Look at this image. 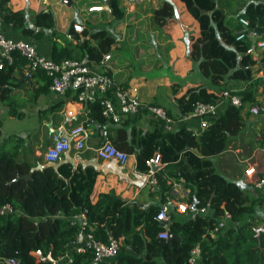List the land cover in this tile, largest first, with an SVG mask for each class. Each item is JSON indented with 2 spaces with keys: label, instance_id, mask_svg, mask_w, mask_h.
<instances>
[{
  "label": "trees",
  "instance_id": "obj_1",
  "mask_svg": "<svg viewBox=\"0 0 264 264\" xmlns=\"http://www.w3.org/2000/svg\"><path fill=\"white\" fill-rule=\"evenodd\" d=\"M72 1V5L88 8L86 26L78 33L73 29L76 20H72L69 33L75 42L56 32L65 41L53 40L52 59L86 57L113 78V88L130 77L131 68L145 70L163 64L156 46L150 42V32L143 28L140 10H127L122 0H109L110 16L99 0ZM179 1L199 26L197 37L190 43L186 40V56L198 61L200 71L213 85L203 82L174 84L173 97L178 114L187 115L197 101L215 102L232 78L245 81L251 78L250 66L257 60L252 53L246 52L250 42L235 39V34L240 27L238 17L243 16L251 27L261 31L258 38L264 39V0ZM72 5H64L67 13ZM177 9L172 0H163L154 9L153 21L163 25L169 18L179 15ZM0 10L4 21L23 27L25 32L32 31L24 26L26 15L22 8L0 6ZM94 10L101 15H95ZM230 12L237 16H229ZM32 19L40 27H50L54 23L51 10L32 11ZM101 21L104 26L89 27ZM221 38L231 45L224 44ZM125 52L131 53V57ZM261 60L264 61V55ZM17 63L28 65L27 59L14 51L12 60L3 58L0 67V101L8 104L16 101L8 84L18 83L13 76ZM29 72L36 78L34 96L50 86L52 76L49 73L43 69ZM218 84L222 89H218ZM236 92L241 96V105H226L199 133L195 134L185 124L175 130H166L162 120L152 118L155 127L137 137L141 141L139 145L132 136L129 140L121 137L127 132L123 127L125 122L137 115H127L113 122L101 113L98 100L84 103L88 114L86 124L91 120L92 125L111 123L114 136L108 139L128 153L135 152L138 170L148 171V161L153 151L158 150V161L164 166L154 171V176L161 188V200L166 194H173V184L167 182L168 177L173 176L189 187L186 201L191 206H206L204 212L194 217L188 208L182 218L169 209V230L179 236L171 239L157 235L163 228L154 217L158 210L148 225H140L139 203L133 198L126 199L116 186H101L100 170L92 165L74 166L69 161L45 164L33 168L28 181L14 179L17 173H26L31 166L15 160L22 137L15 133L3 136L0 140V205L10 203L13 210L0 214V264L4 257H16V264H52L57 255L67 252L75 239L79 225L72 223L69 217L82 208H87L86 231L101 240L121 238L117 254L99 264H264V192L250 198L235 181L216 171L212 161L213 155L233 142L232 136L242 124L243 106L254 100L250 89ZM166 111L171 115L169 109ZM8 112L17 113L13 106ZM194 147L201 151L200 155ZM222 217L230 221L224 228L219 224ZM215 227L217 233L212 235ZM196 244H200V254L196 262L190 263L188 258ZM34 250H40L44 259L37 260ZM92 255L90 248L73 252L72 264H91Z\"/></svg>",
  "mask_w": 264,
  "mask_h": 264
},
{
  "label": "crops",
  "instance_id": "obj_2",
  "mask_svg": "<svg viewBox=\"0 0 264 264\" xmlns=\"http://www.w3.org/2000/svg\"><path fill=\"white\" fill-rule=\"evenodd\" d=\"M162 1L139 0L135 1L134 4L130 3V6L125 5L127 10H131L134 6L144 9V11L140 9L142 15L146 17L144 30L150 32V42L156 46L157 53L163 59V64L157 68L145 70L131 68L130 77L119 84V86L128 89L132 93H136L144 100L169 109L171 111L170 116L174 119L173 125L175 129L181 124H185L187 128H192L196 134L203 130L207 123L212 121L225 106H219V111L215 114H207L201 117H185L178 114L173 97L174 84L203 82L209 86L213 85L200 71L198 61L186 56V40H189V43L192 42L199 32L197 22L187 14L185 7L178 0H172L179 12V15L174 17L175 24L168 20L163 25H156L152 15L154 9ZM62 3L71 6L73 1L71 4H68L64 0H0V6L11 9L22 8L26 15L24 26L32 30L31 32H25L23 27H15L10 22L2 19V31L8 37L33 42L40 53L50 56L53 40L57 39L62 43L65 41L56 32L62 33L63 36L74 42L76 40L72 35L68 37L72 21L66 19L69 13L66 12L65 6ZM39 9H43L44 11L51 10L54 17L52 26L40 27L33 22L32 11ZM82 10L80 9L77 12L76 22H81L84 27L86 26L84 18L87 15L83 14ZM1 12L0 10V15H2ZM231 15L233 17L237 16L235 12H230L229 16ZM181 23L185 26H182ZM95 26H104V23L102 21L98 22L90 28H94ZM222 42L228 46L231 45L224 39H222ZM263 55L264 47H258L253 53L257 61L250 66V79L245 81L243 79L232 78L231 81H228L227 87L232 88L234 91L252 90L254 100L244 104L242 109V124L232 136L233 142L228 145L227 149L212 156L214 169L228 179L235 181L250 198L258 197L264 192V183L260 186L258 185L260 179L264 180V150L261 148V140L264 138V61L261 60ZM1 62L2 56L0 54ZM91 63L95 68L100 69L99 65L94 62ZM13 76L17 78L18 83L15 85L8 84V86L16 101L11 104L0 101V104L6 106V109H2L0 116L6 113L10 119L15 118L16 122H23V119L28 116L34 119L35 122L32 127L20 124L19 129L12 131L3 129V124H1L2 134L0 140L3 136L10 133H15L22 137L15 155L16 161L27 162L31 166L30 170L32 171L33 168L38 166L45 164L56 165L63 161H69L74 166L77 164H81L82 166L92 165L100 170L99 181L101 186L106 184L116 186L126 199L133 198L139 203L141 210L138 217L141 221L140 225L143 227L151 222L153 214L163 203H166L169 209L177 212V217H184L186 210L177 208L175 203L176 201L187 202L188 186H184L175 177L169 176L167 182H172L173 194H166L165 199L161 200V188L153 181L154 172L151 171L150 161V169L148 171H141L135 165V152H129V157L124 164L112 158H99L95 154L94 147L97 144L102 142L103 139H110V136H114L111 123L106 122L102 125H92L91 120L86 124L88 114L84 109V103L77 101L70 92L60 94L53 91L49 86L45 91L34 96L32 91L36 78L30 75L27 63H17L13 69ZM216 86L219 90L222 89L219 84ZM254 105L258 106L257 113H253L250 110ZM11 106L16 108V114L8 112ZM152 118L147 113H141L137 117L129 119L123 125L127 129V132L121 137L129 140L130 136H132L134 141H136L135 144L138 143L139 145L141 141L137 137L155 127L156 122ZM77 123H83L90 130L87 147L81 150L70 148L62 152L56 161L51 163L46 162L43 159L42 152L51 143L52 133L55 130L69 128ZM194 151L199 155L201 154V151L196 147H194ZM158 156L159 152L155 149L152 157L155 158L154 164L157 166L156 170L164 166V164L158 161ZM251 166L254 167V172L251 174L246 173V170Z\"/></svg>",
  "mask_w": 264,
  "mask_h": 264
},
{
  "label": "built area",
  "instance_id": "obj_3",
  "mask_svg": "<svg viewBox=\"0 0 264 264\" xmlns=\"http://www.w3.org/2000/svg\"><path fill=\"white\" fill-rule=\"evenodd\" d=\"M239 29L236 31L235 39H247L250 44L246 52L254 53L258 47H264V39H259L258 31L255 27H251L249 20L246 17L239 16ZM75 31H82L83 25L79 22L73 23ZM71 37V34H68ZM18 51L23 55L29 66V71L43 69L52 76L50 88L60 94L70 92L74 95L77 101L85 103L99 101L102 106L101 113L111 119L113 122H118L127 115H140L147 113L151 117L163 121V127L166 130H174V119L168 114L166 109L160 105L154 104L151 101L140 98L136 93L130 92L128 89L120 86L113 88V78L102 71L95 68L86 57L70 58L65 57L58 61L40 53L35 44L29 40L14 39L6 36L2 31V16L0 15V54L2 59L12 60V53ZM2 62L0 63V67ZM30 73V72H29ZM242 100L239 93L232 88L225 87L221 90V96L215 102L197 101L191 112L186 116H204L207 114H215L219 111V106L233 104L241 105ZM253 113L258 112V106L254 105L250 109ZM193 131L192 128H188ZM90 136V130L83 123H77L69 128H60L57 132H53L51 143L42 152L43 159L46 162L56 161L60 154L70 148L81 150L87 147V140ZM261 137V136H260ZM261 148L264 150V138L261 140ZM95 154L102 159H115L121 164H124L129 153L118 148L111 140L103 139L102 142L94 147ZM150 162H154L155 158H151ZM148 161V162H149ZM254 172V167L251 166L246 170V173ZM153 181L156 182L155 176ZM264 183L263 179L258 181V185ZM176 207L181 210L190 208V214L194 217L198 212H204L206 206L193 207L188 202L176 201ZM13 207L10 203L0 205V214L11 212ZM169 206L163 203L155 213V219L164 222L169 218ZM229 214L226 213V217ZM72 223L79 225V230L73 240L70 248L64 254L57 255L52 264H72L73 252H83L87 248L93 251L91 264H99L105 259L114 257L121 245V238L110 237L108 240L97 238L92 232L85 230V225L88 223L87 208H82L80 211L71 215ZM220 224V223H219ZM218 228L215 227L211 234L217 233ZM159 237L167 238L168 229L163 225L157 233ZM200 244H196L191 249V254L188 262H196L200 254ZM36 259H44L40 250H34ZM3 264H16V257H4Z\"/></svg>",
  "mask_w": 264,
  "mask_h": 264
},
{
  "label": "rangeland",
  "instance_id": "obj_4",
  "mask_svg": "<svg viewBox=\"0 0 264 264\" xmlns=\"http://www.w3.org/2000/svg\"><path fill=\"white\" fill-rule=\"evenodd\" d=\"M101 3L102 2H104L103 0H99ZM135 1H139V0H122V3L124 4V5H126V6H128L130 3H132V4H134L135 3ZM179 1V0H178ZM95 2V1H94ZM100 3V4H101ZM179 3H181V1H179ZM99 5V4H98ZM142 5V4H141ZM130 6V5H129ZM141 7V6H140ZM80 9H83L82 10V13L83 14H87V12H86V10H88V8H83V7H81V8H79V7H77L76 5H72V10L69 12V16H67L66 17V19L68 20V21H72L73 19H77L76 18V16H77V12H79V10ZM134 9H138V10H140L139 8H138V6H134L131 10H134ZM141 10H143L144 11V9H141ZM95 11V10H94ZM95 15H101L97 10L95 11ZM88 16V15H87ZM87 16H85V18H84V16H83V18H84V21L86 22V18H87ZM143 16V15H142ZM82 17V16H81ZM173 18V19H172ZM172 18H169V20L171 21V23H173V24H175V19H174V17H172ZM143 19H144V25H143V28H144V26H145V23H146V17H144L143 16ZM112 22V21H111ZM95 25V24H94ZM100 25H102V24H100ZM93 26V24H89V27H92ZM125 54L128 56V57H131V53H129V52H125ZM0 122H1V124H3V129H8V130H10V131H12V130H14V129H19V127H20V124H25V125H27V126H34V124H35V122H34V119H32V118H29L28 116H26L24 119H23V122L22 121H15V118H12V119H10L7 115H6V113H4L3 115H1L0 116ZM31 138V137H30ZM41 151H42V149H41ZM247 217V215L245 216V218ZM230 224V221H228L227 220V218H225V217H222L221 218V220H220V226H222L223 228L224 227H226L227 225H229Z\"/></svg>",
  "mask_w": 264,
  "mask_h": 264
},
{
  "label": "water",
  "instance_id": "obj_5",
  "mask_svg": "<svg viewBox=\"0 0 264 264\" xmlns=\"http://www.w3.org/2000/svg\"><path fill=\"white\" fill-rule=\"evenodd\" d=\"M66 3L71 4L72 0H64ZM103 4L101 5L102 7H104L106 10H108L109 15L111 16V11H110V6H109V0H103ZM182 24V23H181ZM182 26H185L184 24H182ZM255 29L258 31L259 34H261V31L255 27ZM2 109H6V106H4L3 104H0V113L2 111ZM58 130H55L54 132H57ZM54 162V161H51ZM49 162V163H51ZM151 165V171L154 172L157 168V166L154 164V162H150ZM32 176V170H29L26 173H17L16 176L14 177V179H24L26 181H28L29 178H31ZM161 225H164L167 229H168V239H171L172 237H179L178 235L173 234L170 230H169V226H170V221H166L164 222L163 220L160 221Z\"/></svg>",
  "mask_w": 264,
  "mask_h": 264
}]
</instances>
